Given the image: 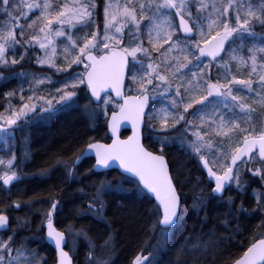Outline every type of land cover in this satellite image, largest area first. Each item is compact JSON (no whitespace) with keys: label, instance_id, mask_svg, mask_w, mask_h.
<instances>
[{"label":"snow or ice","instance_id":"obj_1","mask_svg":"<svg viewBox=\"0 0 264 264\" xmlns=\"http://www.w3.org/2000/svg\"><path fill=\"white\" fill-rule=\"evenodd\" d=\"M101 11L102 28L97 23ZM0 17V68L8 72V76L0 72V79L32 77V95L25 97L22 86L4 94L9 103L0 111V141L9 154L0 156L3 186L20 180L17 157L9 144L15 128L35 118L37 111L45 114L40 119H46L78 106L83 98L85 109L95 105L90 112L93 130L99 117H105L104 135L111 143H101L96 137L77 138L73 155L56 163L63 165L66 179L72 181L80 180L78 166L90 157L95 162L84 175L96 176L100 170L114 167L120 171L118 178L108 179L105 174L86 185L90 191L77 190L86 197V206L78 215L106 220V197L132 192L151 204V231L158 229L157 247H162L182 220L181 182L165 153L179 140L186 154L198 159L208 178L206 187H199L204 181L198 180L193 208L204 210L213 201L226 205V216L231 218L223 221L226 227L240 215L261 217L250 246L236 258H225L223 264H264V31H255L257 25L264 29V0H103L102 9L96 0H0ZM57 38L64 40L59 52ZM248 40L253 41L251 46L246 44ZM37 47L43 55L31 57L36 65H47L68 76L49 96L36 95L41 86L51 83L49 78L14 71ZM245 50L247 56L241 54ZM58 56L63 66L58 64ZM232 61L238 69L250 68L245 78L242 73L232 74ZM213 62L221 75L212 76ZM245 90L250 95L240 94ZM18 94L20 104L13 105L11 99ZM156 103L161 107L156 108ZM126 124L131 125L132 134L122 139L120 130ZM179 126L183 131L171 136ZM189 134L192 139L187 138ZM144 141L153 148L159 144V149L150 150ZM241 166L261 182V191L253 189L255 207L251 209L244 207L243 199L237 205L231 195L234 190L241 196L246 193L248 181ZM47 173L42 170L40 174ZM30 205L31 201H14L0 208V229L11 232L7 239L0 237V264H47L46 257L27 247L29 238L17 240L6 214ZM61 211V201L52 198L37 228L44 236L31 239L54 245L55 264H73L65 248L75 247L82 237L88 241L86 264H110L104 258L110 238L97 246L85 227L74 230L69 225L61 230L55 221ZM16 221L17 227L28 223H21L19 217ZM235 231L239 233V224ZM231 239V234L207 242L197 237L189 250L216 253L220 242ZM187 248L186 238L178 251L182 254ZM131 264H155V260L152 253L141 252Z\"/></svg>","mask_w":264,"mask_h":264},{"label":"trees","instance_id":"obj_2","mask_svg":"<svg viewBox=\"0 0 264 264\" xmlns=\"http://www.w3.org/2000/svg\"><path fill=\"white\" fill-rule=\"evenodd\" d=\"M231 64L232 71L235 73L241 71V68H237L235 61L230 62ZM8 87V84L0 85V109L4 101V91ZM104 122L105 119L99 120L95 123L93 130V121L87 117L83 109L77 107L56 115L50 123L32 127L30 146L33 157L29 163L27 162L23 172L34 176L15 183L10 188L0 189V208L12 205L14 201H31L30 207L12 208L8 211L12 220L11 227L16 229L18 239L22 240L24 237L31 236L32 232H36V235L40 237L44 235V231L38 232L37 228L44 212L50 206L51 199L55 198L61 201L62 208L60 214L55 217L57 227L61 230L69 225L76 230L85 227L92 242L97 246L110 238L109 249L104 251V253H109L104 255L113 256L111 264H131L137 254L149 252L148 242L152 236L150 227L152 220L148 210L151 204L147 203L143 197H137L132 192L116 193L112 197H106L108 202L105 211L106 220L78 215L79 210L86 206V197L77 190L84 188L85 192L90 191L85 186L104 178L105 174L108 179L118 178L117 170L99 172L96 176L84 175L93 164L92 158H87L78 166V172L82 174L78 181L67 180L66 170L62 168L54 169L49 177L38 174L54 166L57 159L67 160L72 156L76 151L74 145H76L77 138L96 137L101 141H108L109 139L104 135ZM123 135H127V132ZM144 143L152 150L159 149V144L153 148L149 141H144ZM165 153L173 174L178 175L181 182L182 220L170 233L166 242V251L156 264H223L224 259L229 256L238 257L253 241L255 226L261 219L260 215H240L238 221H233L226 227L223 221L231 219L226 216L229 210L226 205L213 201L204 210L198 211L193 208V201L199 192V187L207 186L206 172L202 169L198 159L186 154L181 145L177 143L166 148ZM198 180L204 181L199 187H197ZM256 180L259 179L256 178ZM125 188L131 189L132 185L125 184ZM253 189L261 191V183L259 185V182L250 181L244 196L235 190L231 195L235 198L237 205L243 199L244 207L251 209L255 207ZM118 204L123 207H118ZM17 217L20 218L21 223L27 220V226L17 227ZM237 224L240 228L239 233L235 231ZM7 234H11L10 230L6 231L5 235ZM230 234L231 241L220 242L221 248L216 253L205 252L202 248L196 251L189 250L191 245L196 243L197 237L207 242L209 239L218 240L219 237ZM186 238L188 248L180 254L178 250L184 248ZM84 240H80L78 250L74 255L76 264H86L88 241ZM29 242L40 256L46 257L47 264H55V252L50 245L42 241ZM97 253L99 254V247H97Z\"/></svg>","mask_w":264,"mask_h":264},{"label":"rangeland","instance_id":"obj_3","mask_svg":"<svg viewBox=\"0 0 264 264\" xmlns=\"http://www.w3.org/2000/svg\"><path fill=\"white\" fill-rule=\"evenodd\" d=\"M17 2H19V0H17ZM41 2H42V0H41ZM54 2H55V0H54ZM96 2H97V4H99L101 6V9H102V7H103V0H96ZM113 2H115V0H113ZM122 2H123V0H121V3ZM13 14L15 15L16 13H13ZM38 14L39 13L36 12V15H38ZM29 15L31 16L32 14L29 13ZM0 18H2V17H0ZM33 18H34V16H33ZM28 22H31V21L29 20ZM20 23H25V20L24 19H21ZM97 23H99L100 26H101V28H102V26H103L102 11H101L100 14H98ZM67 30L68 29H66V31ZM71 31L75 32V29H72ZM255 31L257 33H260L261 31H264V29H262L261 27H259V25H257L255 27ZM79 34L82 35V33H79ZM63 43H64L63 38H57L56 39V45H57V51L58 52L62 49ZM237 43H239V42H237ZM252 43H253V41H251V40L246 41V44L248 46H251ZM241 54L244 55V56H247V51L245 50ZM34 55H43V52L41 50H39L38 47H37L36 52L34 54L30 53L29 54L30 58L29 59H26L25 61H22L21 62V66L16 67L14 69V71L16 73H20L21 71L28 72V73H36L38 76L49 78L51 80V83H48L46 86H41L37 90L36 95L49 96L50 94H55V90L57 88L62 87V84L64 82H66V80L68 78L67 73L57 72L56 69L50 68L47 65H44V66L36 65L34 58H31ZM224 58L227 59L228 57L225 56ZM57 61H58V64L60 66H63V60H62L61 57L58 56L57 57ZM203 62L204 63H208L209 61L203 59ZM230 66H231L230 68H231L232 74H237V75L238 74H241V73L243 74L241 76V78H245L247 72L250 70V68L248 66H244L243 68H241V71L239 73L238 72L235 73L234 71H232V69H233L232 68V64ZM77 71H79V70H77ZM0 72H2L4 76H8V72L6 70L0 68ZM69 72H72V70L70 69ZM211 73H212V76L213 77L222 74L220 71H218V69L216 67V63H212V65H211ZM31 80H32V77L31 76L27 77L26 79L25 78L16 77V78H13V79L9 80L11 82H9L8 84L13 86L12 89H18L19 87L22 86L24 88V90H25L24 91V95H25V97H27L28 95H32V92L29 91ZM1 83L4 84L5 81L2 80V79H0V85H1ZM81 87H83V86H81ZM237 87H239V86H237ZM9 91H11V89ZM240 94L241 95H245V96L250 95L246 90L245 91H242ZM80 95H81V97H83L84 94H82V92H81ZM8 103H9V100L6 99L4 106H3V108L0 111H3L4 110V107H6L8 105ZM11 103L13 105H17V106L20 104L19 94L16 97H14V98L11 99ZM86 103H87V101L85 99L81 98L77 102V105L78 106L71 107V109L77 108V107L78 108H81V109H83L85 111V113L87 114V117L90 118L91 109L94 108L95 105L94 104L93 105H90L88 109H85L84 105ZM57 107H59V106L57 105ZM109 107H111V106H109ZM155 107L156 108H159V107H161V104L156 103L155 104ZM38 109H39V105H38ZM68 109H70V108H68ZM40 113L41 112L37 111V113L35 114V118L30 119L29 120V123H24L22 121L21 122V125L22 126H17L15 128L14 138L12 140H10V142H9L12 152H14L15 155H16V157H17V160H16V163L18 165L17 171L19 172L20 177H23V174H24L23 170H24L25 164H27V162H29V160H30L29 159L30 158V154H29V149H28V145H29L28 143L29 142L28 143L26 142V140H28V136H29V134H28V125L30 124V122H34L35 120H40V117L45 115L44 113H41V114ZM32 115L33 114H30V116H32ZM48 118L51 119L52 117L50 116ZM188 118L191 119L192 117L189 116ZM101 119H105V117L103 115H101L99 117V120H101ZM99 120L97 122H99ZM45 121H48L47 118H46ZM182 131H183V126H179L177 128V131L176 132H173V133H170V135L171 136H177ZM187 138L188 139H192V137H191L190 134L188 135ZM173 143H177L178 145H180V141L179 140H175L171 144H173ZM17 144H18V147H19L18 149L15 148V146ZM25 153H27V158H25ZM8 154H9L8 153V150L4 147L3 141H0V156H4L5 158H7V155ZM199 164H200V162H199ZM201 167H202V165H201ZM249 167H255V165H249ZM241 171L244 172V173H246V169L243 166H241ZM244 179L246 181H248V184L250 183V181L259 182V185L261 183L259 180L257 181L256 178L252 177L250 173H246L244 175ZM1 185H2V181H0V187H1ZM74 230H76V229H74ZM30 235L31 236H27V238H29V239L26 241V244H27V247L28 248L34 249L31 246V243L29 241H32L33 240V239H31V237H34V236H37V235H36V232H32ZM7 236H8V234L7 235L0 234V237H3L4 239H7ZM43 236L44 235H42L41 237H43ZM24 238H26V237H24ZM168 238H169V236H168ZM158 239H159V236H158V229H157L156 233H153L152 232L151 239L148 242V244H149V246H148L149 247V252L148 253L151 252L153 254V256H154V253L158 252L159 250H163L166 247V243L162 247H157ZM17 240L19 241L20 239H18V237H17ZM80 240L83 241L84 239L82 237L81 238H78L75 247H73L71 244L69 245V249L72 252V255H75L76 254V252L78 250V246H79ZM35 242H37V240H35ZM38 242H40V241H38ZM42 242H46V241H42ZM148 253L146 255H148ZM43 257H45V256H43Z\"/></svg>","mask_w":264,"mask_h":264},{"label":"bare ground","instance_id":"obj_4","mask_svg":"<svg viewBox=\"0 0 264 264\" xmlns=\"http://www.w3.org/2000/svg\"><path fill=\"white\" fill-rule=\"evenodd\" d=\"M5 100H6V98H5ZM8 100V99H7ZM39 120H35L34 121V123H37ZM40 121H42V122H44L43 120H40ZM46 124V123H45ZM44 124V125H45ZM37 126H39V125H37ZM31 130H32V128H31ZM31 130H29L28 131V134H29V136H28V140H26V142L28 143L29 142V145H28V149H29V154H30V158L29 159H31L32 160V157H33V155H32V151H31V146H30V143H31V141H32V134H31ZM15 148L16 149H18L19 147H18V144L15 146ZM90 158H92V157H90ZM92 160H93V163L95 162L94 161V158H92ZM29 163V162H28ZM26 165V164H25ZM56 168H62V169H65L64 167H63V165H58L56 162H55V165L54 166H52L51 168H49L48 169V174L47 175H45V177H49V175L52 173V171L54 170V169H56ZM39 175H41L40 174V172L38 173ZM34 176V175H33ZM33 176H31L30 174H28L27 172L25 173L24 172V174H23V177H20V180L19 181H14L13 183L15 184V183H20V182H22L23 180H26V179H30V178H32ZM69 181H71V180H69ZM85 204H86V200H85ZM106 211V210H105ZM6 214H8V211H7V213ZM9 215V214H8ZM45 243H47L48 245H50L47 241L45 242ZM51 246V245H50ZM250 246V245H249ZM53 249V248H52ZM108 246L104 249V251H108ZM54 250V249H53ZM246 250V249H245ZM166 251V248L165 249H163V250H159L158 252H156V253H154V260H155V264L156 263H158V261H159V259L162 257V254H163V252H165ZM55 252V251H54ZM105 253H107V252H105ZM104 253V254H105ZM109 253V252H108ZM107 253V254H108ZM151 253V252H150ZM106 254V255H107ZM149 254V253H148ZM106 255H104V258L105 259H108L109 261H110V264H111V262H112V259H113V256H107L106 257ZM55 256H56V253H55Z\"/></svg>","mask_w":264,"mask_h":264},{"label":"flooded vegetation","instance_id":"obj_5","mask_svg":"<svg viewBox=\"0 0 264 264\" xmlns=\"http://www.w3.org/2000/svg\"><path fill=\"white\" fill-rule=\"evenodd\" d=\"M176 22L178 23V19L176 20ZM9 82H11V81H7V82H5L4 84L1 83V85H2V84H3V85L8 84ZM8 85H9V84H8ZM12 88H13V86H12V85H9L8 89L4 91V94H5L8 90H10V89L12 90ZM82 93H83V92H82ZM4 104H5V96H4V101H3V104H2V106H1V109L3 108ZM1 109H0V110H1ZM70 110H72V109L70 108V109H65V110H63V111L57 112V113H55L54 115L51 116V117H52L51 119L47 118L48 121H45L46 119H40V120H43L44 122H42V121H40V120H39L37 123L30 122V124L28 125V131L31 130V128L34 127V126H37V125H44L45 123H50V122L55 118L56 115H58V114H60V113H62V112H68V111H70ZM40 114H41V113H40ZM27 123H29V121H28ZM22 129H23V128H22ZM13 184H14V183H12L10 186H3V184H2L1 187H0V189H3V190H4V189H6V188H10ZM6 231H7V230H1V231H0V234H5ZM68 250H70L69 247H68ZM144 255H146V254H144Z\"/></svg>","mask_w":264,"mask_h":264},{"label":"water","instance_id":"obj_6","mask_svg":"<svg viewBox=\"0 0 264 264\" xmlns=\"http://www.w3.org/2000/svg\"><path fill=\"white\" fill-rule=\"evenodd\" d=\"M125 91H126V89H125ZM112 95L114 96L115 94L112 93ZM125 131H128V132H129V134H128L127 136H129V135L132 134V132H131V125H130V124L122 125L121 130H120V135H121V138H122V139L127 138V136H122L123 132H125ZM100 142H101V143H111V140H109V141H101V140H100ZM92 158H94V157H92ZM166 159L168 160L167 157H166ZM114 169L117 170L118 172L120 171L117 167H114V168L109 169V170H114ZM170 169H171V167H170ZM109 170H106V171H109ZM99 172H103V170H100ZM9 186H10V185H9ZM0 230H1V229H0ZM47 242H48V241H47ZM48 243L52 246V248H53L54 251H55L54 245H53L51 242H48ZM65 250L69 252V255H70V256H72V254H71L70 251L68 250V247H66ZM55 253H56V251H55ZM72 257H73V256H72ZM73 264H75L74 257H73Z\"/></svg>","mask_w":264,"mask_h":264}]
</instances>
